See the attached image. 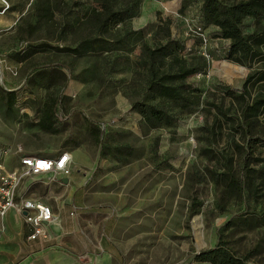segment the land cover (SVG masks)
<instances>
[{
  "label": "rangeland",
  "instance_id": "1",
  "mask_svg": "<svg viewBox=\"0 0 264 264\" xmlns=\"http://www.w3.org/2000/svg\"><path fill=\"white\" fill-rule=\"evenodd\" d=\"M5 1L19 3L14 10L24 8V17L36 20L34 0ZM64 3L55 17L71 22L93 0ZM181 5L182 0H142L127 24L137 32L127 33L125 48L105 58L55 50L69 45L73 36L68 31L58 41L44 28L30 35L16 26L13 34L2 35L0 98L2 90L13 91L14 102L7 108L0 99V163L11 169L23 154L68 151V179L73 184L75 175L82 183L79 193L88 208L110 215L109 237L122 264H211L197 256L220 242L237 256L257 244L248 261L264 264V163L246 171L238 160L234 172L241 194L224 196L219 157L234 152L232 136L225 125L221 135L212 126L215 111L206 105L227 106L222 94L238 92L249 69L227 59L229 41L204 23L201 0L183 10ZM160 19L168 22L178 53L199 69L184 84L200 92V104L180 115L173 127L149 126L132 107L144 102L170 110V103L147 89L141 53L143 44L154 45V37L163 41ZM257 21H264V14L245 18L239 27L248 34ZM227 64L242 71L223 68ZM43 103L52 107L54 132L37 122ZM260 144L264 156V137ZM38 178L24 176L20 188ZM58 181L60 175H55L51 182Z\"/></svg>",
  "mask_w": 264,
  "mask_h": 264
},
{
  "label": "trees",
  "instance_id": "2",
  "mask_svg": "<svg viewBox=\"0 0 264 264\" xmlns=\"http://www.w3.org/2000/svg\"><path fill=\"white\" fill-rule=\"evenodd\" d=\"M191 1L182 0L180 9L183 10ZM141 2L93 0V5L84 9L80 16L66 22L55 17V13L66 5L64 0H34L32 5L36 20L31 23L30 16L24 17L23 8L17 10L23 14L16 26L30 35L41 28L47 33L52 30L55 41L61 40L62 34L68 31L73 36L69 45L55 46V50L67 51L78 57L93 55L105 58L125 48L127 33L137 32L130 31L127 24L139 12ZM18 6L19 3H10L8 9L14 10ZM200 11L204 23L217 29L215 36L229 41L227 59L249 69L238 92L225 90L222 94V99H228L227 106L223 102L206 103L215 111L212 126H216L221 135L222 126L225 125L232 136L229 141L234 152L224 151L220 155L223 170L219 175L225 183L224 196L237 198L241 194L242 184L234 172L236 162L239 160L246 171L250 170L251 165L264 163L260 144L264 137V21H257L248 34H244L239 27L245 18L264 14V0H201ZM19 22L22 24L18 25ZM159 22L158 30L164 33L163 41L154 37V45L143 44L141 53L147 72V89L170 103V110L144 102H134L132 107L149 126L173 127L180 115L190 113L200 104V92L186 89L184 84L185 79L199 69L178 53L177 40L170 36L168 22L161 19ZM167 63L169 67H165ZM111 68H115L113 63ZM223 68L242 71L241 67L231 64ZM13 94V91H1L0 99L7 108L13 105ZM51 108L49 103H43L37 121L39 127L48 132H54ZM257 251L256 244L244 256H237L220 242L201 252L197 260L211 264H253L248 259Z\"/></svg>",
  "mask_w": 264,
  "mask_h": 264
},
{
  "label": "crops",
  "instance_id": "3",
  "mask_svg": "<svg viewBox=\"0 0 264 264\" xmlns=\"http://www.w3.org/2000/svg\"><path fill=\"white\" fill-rule=\"evenodd\" d=\"M3 8L0 4V37L13 34L23 14ZM64 178L68 179L60 176L53 183L51 175L41 174L26 185L27 196L49 205L57 221L48 241H28V227L9 211L6 231L0 235V264H122L109 237L110 215L86 206L79 193L82 183L75 175L73 184Z\"/></svg>",
  "mask_w": 264,
  "mask_h": 264
},
{
  "label": "built area",
  "instance_id": "4",
  "mask_svg": "<svg viewBox=\"0 0 264 264\" xmlns=\"http://www.w3.org/2000/svg\"><path fill=\"white\" fill-rule=\"evenodd\" d=\"M4 8L8 3L1 0ZM71 157L68 151H61L55 156L23 154L18 157V165L8 169L0 163V235L6 231L5 217L9 211L19 216L28 227V241L46 242L52 236L51 227L57 217L51 207L27 196L20 188L26 175L49 174L68 177L72 172Z\"/></svg>",
  "mask_w": 264,
  "mask_h": 264
},
{
  "label": "water",
  "instance_id": "5",
  "mask_svg": "<svg viewBox=\"0 0 264 264\" xmlns=\"http://www.w3.org/2000/svg\"><path fill=\"white\" fill-rule=\"evenodd\" d=\"M67 180H68L67 178H64V179H63L64 182H67Z\"/></svg>",
  "mask_w": 264,
  "mask_h": 264
},
{
  "label": "bare ground",
  "instance_id": "6",
  "mask_svg": "<svg viewBox=\"0 0 264 264\" xmlns=\"http://www.w3.org/2000/svg\"><path fill=\"white\" fill-rule=\"evenodd\" d=\"M70 157H71V154H70ZM72 158V157H71Z\"/></svg>",
  "mask_w": 264,
  "mask_h": 264
}]
</instances>
